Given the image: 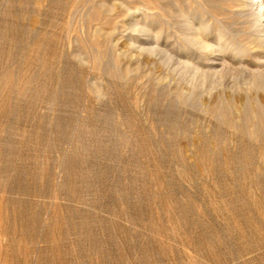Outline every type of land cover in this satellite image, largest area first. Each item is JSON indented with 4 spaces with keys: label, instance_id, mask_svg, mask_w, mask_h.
<instances>
[{
    "label": "rangeland",
    "instance_id": "374dc122",
    "mask_svg": "<svg viewBox=\"0 0 264 264\" xmlns=\"http://www.w3.org/2000/svg\"><path fill=\"white\" fill-rule=\"evenodd\" d=\"M157 1L0 0V264H264V126L206 107L264 86L178 65L180 9L247 46L253 15Z\"/></svg>",
    "mask_w": 264,
    "mask_h": 264
},
{
    "label": "bare ground",
    "instance_id": "6f19581e",
    "mask_svg": "<svg viewBox=\"0 0 264 264\" xmlns=\"http://www.w3.org/2000/svg\"><path fill=\"white\" fill-rule=\"evenodd\" d=\"M235 1H233V2H235ZM148 2H149V0H148ZM162 2H163V0H158L156 2L157 3L156 6H158V5L161 6ZM175 2H177V1H175ZM197 2H199V4L201 6H203L202 4L204 2L206 3L207 1L206 0H198ZM71 3H72V1H71ZM220 3H222V2H220ZM242 3H243V6L247 5L249 7V9H247V10H250L249 13L251 15H253V18H254L253 29L251 31L249 30L251 32V34L253 36V40H254V41L253 40L251 41V43H253L252 46H247V45L242 44L240 39L235 34H232L229 31V29L227 28V26H225V24L223 25V23L217 24L213 28L208 26L206 24V19H208L207 18L208 16L205 17L204 13L200 12L201 14L200 13L197 14L196 12L194 13L192 10H189V9H186V10L183 8L180 9L179 13H180L181 17H183L182 20H184V27H183L184 30L181 31L180 36L184 42H182V44L179 45V48H181L180 49V51H181L180 55H182L183 58L179 59L178 65H182L185 70H187V69L193 70V72H195L196 75L199 73L203 74L206 71V69H204V64H202V62H198L197 60H194L195 55H201L202 59H204L205 61L207 60V62L209 61L210 64H207V65L210 69L215 70V73H216V71L222 72V70L225 68L226 64H227V66H228V64H230L231 66H233L234 68H236L242 72L252 74L254 76V79L251 81L252 85L263 87L264 83L261 81V79H260V81H257L258 79L256 80V77H264V0H244ZM225 4H227V3H225ZM224 5H222V6H224ZM228 5H229V2H228ZM96 9L98 10V8H96ZM149 9H150V7L146 6V8L142 9V11L140 10L142 12L141 14L144 16V18H147L146 19L147 21H148V17L150 18L152 15V14L149 15L150 13H152V12H149ZM140 11H139V13H140ZM99 12H97L98 15L96 14L95 16H93V19H97V18L101 19V17H100L101 12L100 13ZM216 13H217V11H216ZM141 14H140V16H141ZM143 16H141V17H143ZM91 19H92V17H91ZM103 19H105V17ZM149 21H151V20H149ZM159 24H160V22H159ZM12 27L13 26H11V28ZM136 28L137 27H135L134 30H136ZM149 28H148V30H149ZM152 36L154 38L155 45L149 46V47L140 45V48L143 50H148L150 52L157 50L159 53L167 54V55H170L172 57V52L170 50L168 51V50L162 48V44L160 43L161 31L158 30L155 33L152 32ZM92 42H93V40H92ZM133 42H135V41H133ZM138 47H139V45H138ZM150 47H152V48H150ZM174 53H173V55H175ZM250 55L253 59H251V57H250V59L247 58ZM235 60H237V62H238V64H236V66L233 65V63H232ZM216 65L220 66L219 70H216L218 67ZM209 68H208V70H210ZM112 71H113V69H112ZM9 73H10V71H9ZM108 73H110V71ZM210 73H212V72H210ZM7 82L9 83L11 81L8 79V81H6V83ZM252 99H250V100L248 99L246 102L242 103V102L234 101V99L230 100L227 98H222V99L219 98L215 103H213V106L208 104V105H206V107L213 115H217V116H219V118H223L224 120H226V122H228L230 125L236 126L237 127L236 129H238L244 133H247L251 136H257L260 132L259 127L264 126V103L261 102V100H259L257 98L254 100H252ZM241 105H243L244 107H241ZM235 110H236V112H235L236 116H238L239 120L240 119L243 120V123L241 125L236 124V121H235L236 117L234 118V116L232 115V111H235ZM89 115H90V112H89Z\"/></svg>",
    "mask_w": 264,
    "mask_h": 264
}]
</instances>
